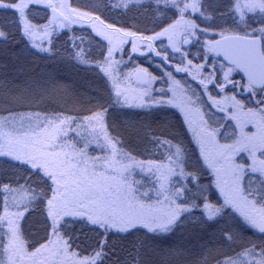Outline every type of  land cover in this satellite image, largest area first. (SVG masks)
<instances>
[{"label": "snow or ice", "instance_id": "obj_1", "mask_svg": "<svg viewBox=\"0 0 264 264\" xmlns=\"http://www.w3.org/2000/svg\"><path fill=\"white\" fill-rule=\"evenodd\" d=\"M139 2V0H137ZM161 0H156L159 4ZM183 3L181 7L180 4ZM44 0H0V10H12L14 13V23L21 30V37L30 43V46L39 52H49L50 48L44 47L45 42L53 45L52 35L54 29L50 30V26L58 24L60 28L68 25L64 21H68L67 16H63L62 21H58L56 17L58 7L66 5H57L52 0H47L45 7L52 11V19L47 24L37 25L28 19L26 10L30 5H39ZM165 5H170L178 12L180 19L175 23L157 33L155 36L139 37V39L151 41L159 39V37L169 34V32L183 22L187 36L195 37L197 32L207 33L213 26L218 14L221 18L226 13L220 12L219 7L215 5V0H163ZM126 6V5H125ZM198 13L205 21L209 23L201 28L192 20H185L184 16L188 10ZM75 12V10L70 9ZM259 10L264 13V0H231L229 11L239 14V20L234 23L239 25L245 22V13H255ZM80 17H88V13H76ZM100 20L99 16L94 17ZM103 24V21H100ZM264 24V21H261ZM111 29L113 34L121 33V29L114 28L112 25H105ZM98 35L104 36L111 44V37L104 33L98 32ZM123 36L135 37L133 32H123ZM221 40L208 44V51L215 52L220 55L223 52V59L227 61V71L223 73V78L215 77L212 74L205 79L208 83H212L214 87L219 88L221 92L228 85H232L234 90L237 84L229 78L230 73L235 69L242 70L247 76V84L239 85L243 92L247 89L248 95L244 97L252 107H248L245 115L252 118L248 122H255L259 131L258 133L247 134L240 126V136L234 139L233 144L219 145V150L212 155L205 148V141L199 135L196 136V142L200 146V156L203 165L210 170L214 177L215 187L219 189L222 200L213 203L208 195V188L200 183V175L197 171H188L183 167V150L176 146L175 157L172 161L173 167H168L166 174L162 173L157 189L156 205L145 203L143 197L151 199L148 193L137 196L131 185L127 186V190L120 195H113L112 181L117 180V176L123 179V173L127 171L128 165L124 159H131L127 154H121L117 148L119 141L108 139L107 146L110 147V155L97 157L92 161L93 170L89 173L87 160L83 150H77L74 145L66 142L68 137L67 127H70L75 121L68 117L52 116L44 117L42 120L37 114L36 120L39 123L33 126L29 124L20 128H12L11 131H5V125L17 120L16 114L8 110V115L0 118V159H4L5 163H10L13 167L28 166L27 170L32 172L39 180L47 186L51 196L41 189L29 186V191L33 193L32 200L37 203H44L45 222L49 233L45 241L35 247L33 251H28L25 241L21 239L19 234V225L12 219L8 218L9 213L5 208L4 216H0V222L7 219L11 238L5 249L10 252L8 264H17V257L22 261L25 257L31 260L32 264H49L51 258L59 259L56 264H102L103 257L106 255L105 249L114 248L113 237L120 240L126 239L134 232L145 230L144 235L148 240L154 241L155 245L149 244L147 241H140L138 245H134L137 249V255L144 250L143 261H137V264H175L177 258L183 253V249L171 243V237L178 231L185 228V221L190 222L193 226L214 227L221 224L225 217L229 216V210L239 212L244 221L252 228L257 229L264 234V26L253 28L244 35L228 34V29H221L219 32ZM9 34L0 26V41H7ZM171 39V37H169ZM190 41L185 38L184 43ZM175 47V46H174ZM149 48L151 45L149 44ZM180 51L179 48H175ZM133 51H137L133 45ZM114 49L108 47L107 57L103 62L97 64V67L111 76L108 68L104 64L108 63L113 56ZM80 53H77L79 57ZM157 56L161 54L156 53ZM167 60V56L162 57ZM191 65V61L188 62ZM110 66V65H109ZM198 71L204 69L205 65L196 66ZM178 72H187L188 68H177ZM152 79H155L154 77ZM205 79H201L200 83L207 89ZM122 93L116 89V97L119 98ZM147 95V93H145ZM231 100L236 112H243L245 104L236 96L225 97ZM120 103L119 99L115 101ZM9 103H12L10 100ZM124 103L127 104V97ZM158 105L172 104V100L155 101ZM220 111H225L215 102ZM129 107L146 108L149 105L140 103L138 105H128ZM179 107V105H175ZM183 111V108H181ZM103 113H95L88 117L89 121H100ZM23 120V117H20ZM31 117H29V120ZM229 120H239L236 114L228 117ZM189 127L191 123L189 122ZM203 130V129H202ZM216 130L208 132V135L215 140ZM157 144H168L169 141L154 138ZM247 152L252 158V165L249 171L256 174L251 177L250 184L253 181H259L260 188L256 190L255 195L249 191L245 195L239 191L237 187H227V181L223 179L226 173L235 175L244 169L237 165L233 157L240 153ZM259 153V158L257 157ZM171 159V158H170ZM157 168L167 167L165 165H155ZM179 168V171H177ZM171 177H178L172 182ZM235 184V181H234ZM23 187V186H21ZM39 188V185H37ZM4 192L15 191L9 185H3ZM163 197L160 200L159 197ZM248 196H254L249 199ZM259 196V200L255 199ZM257 203L260 204L257 207ZM167 204L166 208L157 205ZM25 210H28L27 206ZM17 217L23 216V212L16 213ZM226 223V221H225ZM79 232L88 240V232L95 236L96 247L93 248L92 254L81 257L80 254L70 249L72 243L70 241H78L80 235H73ZM221 236L226 243L234 242L236 236L228 227L220 229ZM151 234V235H149ZM256 245L251 248H245L238 256L250 255L253 253ZM48 253V256H44ZM261 259L256 264H264V245L261 246ZM159 257V260L156 258ZM0 264H3L0 261ZM206 264V262H205ZM217 264H243L238 262L231 256H225L223 260H217ZM251 264V262H249Z\"/></svg>", "mask_w": 264, "mask_h": 264}, {"label": "trees", "instance_id": "obj_2", "mask_svg": "<svg viewBox=\"0 0 264 264\" xmlns=\"http://www.w3.org/2000/svg\"><path fill=\"white\" fill-rule=\"evenodd\" d=\"M66 1L73 8L99 16L100 21L106 25L134 32L139 36L158 33L180 19L177 10L165 5L163 0L159 4L156 0H135L132 3H126L125 0ZM230 4L231 0H215L219 11L226 15L221 18L214 14V26L207 33L198 35L199 31L197 32L199 39L195 48H201L199 58H203L202 41H216L220 38L221 29H228V34L244 35L253 28L264 26L261 23L264 19L249 14L245 16L246 23L235 24L234 20H239V14L229 11ZM180 6H183L182 2ZM26 13L28 19L37 25L47 24L51 18L49 11L41 5H30ZM187 16L201 28L209 23L198 13L187 12ZM14 19L12 10H0V26L9 34L7 41H0V117L7 116L8 110H11L16 116L38 114L43 117H68L75 121V126L95 113H103L110 137L119 141L117 147L122 153L133 158V164L125 177L138 196L143 189L151 188L155 191L159 188L161 174H166L168 167L174 166L172 161L176 160L174 154L176 146H179L183 150V167L188 171L198 172L200 183L208 188L209 199L213 203L223 199L219 189L215 187L214 177L203 165L200 147L194 142L176 110L158 104L139 108L129 107L128 103H124V88L128 84H136L130 80L134 68L145 66L154 74L158 72L157 69L143 59L130 57L126 49L117 56L116 71L109 76L103 68L97 67L98 63L105 60L107 46L86 27L57 29L51 25L50 30L54 29L53 45L45 42L44 47L50 48V51L39 52L21 37V30ZM77 53H80L79 57ZM188 56L191 60L200 62L199 58ZM155 61L153 63L163 64L161 58ZM117 88L122 93L119 98L116 97ZM117 99L120 103L115 102ZM10 100L12 103H9ZM154 138L169 143L157 144ZM155 165L167 167L157 168ZM27 168L28 166L13 167L0 159V189L7 184L15 191H26L33 195L28 190L31 186L37 192L43 189L47 197H50L51 192L47 186ZM252 176L254 174L248 173L243 181L245 195L249 191L255 195L260 188L258 180L250 184ZM176 179L178 177H171L172 182ZM248 198L251 200L254 196ZM255 199L258 201L259 196H255ZM6 205L5 193L0 190V216H4ZM26 206L28 210H25ZM26 206L22 211L23 216L18 218L19 234L28 250L33 251L45 241L50 231L46 227L44 215L46 199L44 203L32 200ZM6 224L5 221L0 222V241L3 242L7 232ZM185 225V228L171 237V243L183 249L175 264H217V260H223L225 256H231L243 264H256L261 259L264 234L251 228L233 210H229V216L214 227L193 226L188 221H185ZM222 227L232 230L237 237L234 242L226 243L223 240L220 233ZM144 232L143 229L134 232L123 240L113 237L114 248L105 249L102 264H137L138 260L142 262L144 250L138 256L134 245H138L140 241L155 245ZM73 235L80 234L77 232ZM87 235L89 239L86 241L82 235L78 241H70L71 249L81 257L92 254L96 247L94 234L88 232ZM253 244L256 248L252 254L237 255ZM156 259L159 260V257Z\"/></svg>", "mask_w": 264, "mask_h": 264}, {"label": "rangeland", "instance_id": "obj_3", "mask_svg": "<svg viewBox=\"0 0 264 264\" xmlns=\"http://www.w3.org/2000/svg\"><path fill=\"white\" fill-rule=\"evenodd\" d=\"M134 1L135 0H125L126 3H132ZM52 2L56 3L57 5L67 4L66 0H52ZM189 2H191V0H189ZM46 3L47 0H44V3L39 5L43 6L49 11L51 16L50 19H52V11L50 8L45 7ZM70 9L75 10V12L71 11ZM57 12L60 14L63 13V16H67L69 18L68 21H64V23L68 26L65 28H60L58 24H53V27L57 29L86 27L90 29L94 35L105 42L107 49L108 47H112L114 49L111 60L105 64V67L108 68V72L111 74L116 71L117 56L126 51V49L130 57L143 59L145 62L151 64L154 69H157L158 72L154 74L150 68L145 66H137L134 68L130 80L135 82L134 74L138 70L147 71L150 79L146 84H139L137 82L135 85L128 84V86L124 88V99L127 97L128 104L131 105L144 103L149 106L156 104L155 101L172 100V104H164V106H168L176 110L181 115L188 132L193 137L196 144V136L193 130H195V133H199V135L205 141L206 150H208L212 155H215L216 151L219 150V145L234 143V139L240 136V126H243V131L247 134L258 133L259 129L256 123H249L248 121L252 118L245 115L247 108L252 106L246 99H244V97L248 95L247 89L245 88V90L242 92L241 88L239 87V85L246 86L247 84V81L241 77L240 73L236 69L230 73L229 78L237 84V87L233 90L232 85H228L223 92H221L219 88L214 87L212 83H208L207 79H205L209 76V74L222 79L223 73L227 71V67H222V65L226 64L222 63L215 57V52L208 51V44L214 43V40L202 41L201 47L203 50V58H199L201 48H197V52L195 47L199 39L197 36L202 32H198V35L195 37L187 36L183 22H181V24L177 25V27L171 30L169 34L161 36L159 39L146 41L139 39V37L155 36L157 33L149 36H139L135 33V37L122 35L123 32L129 31H121V33L113 34L111 29L105 27L106 24H101L100 20H95V16L89 12L73 8L70 5L58 7ZM83 12L88 13L93 19H89L88 17H80L76 14ZM188 12L191 13L192 10L189 9ZM248 14L253 15L256 18L264 19V13H261L259 10H257L255 13L246 12L245 16ZM184 19L191 20L188 18L187 13H185ZM57 20L62 21L63 18ZM98 32H104L108 34L111 37V44H109V41L106 40L104 36L98 35ZM169 37H171V39H169ZM185 38H187L190 42L184 43ZM149 44L151 45V48H149ZM133 45H135L137 48V51L135 52L133 51ZM175 48H179L180 51H176ZM157 52H159L161 55L157 56ZM188 55H192L191 57H193V59L199 58L200 62L191 60ZM164 56H167L166 61L162 59ZM158 58L162 59V65L153 63L156 62L155 60ZM189 61L192 62L191 65H189ZM201 64L205 65V67L203 70L198 71L196 66ZM185 67L188 68L187 72L176 71L177 68ZM153 77L155 79H152ZM201 79H205L207 89H205L204 85L200 83ZM145 93H147V95H145ZM233 95L236 96V99L241 100V102L245 104V110L243 112L237 113L233 102L231 100L225 99V97H232ZM215 102H218L220 107H223L225 111H220V108L216 106ZM175 105H179V107ZM181 108H183V111H181ZM232 114L237 115L240 122L239 125L237 124V120L228 119V117ZM36 116L37 114L17 116V120L11 122L10 124H6L4 130L11 131L13 127L19 129L21 124H23L24 127H27L29 124L35 126V124L40 122L36 120ZM39 116L41 120L44 118L41 115ZM20 117H23V120H21ZM29 117H31L30 120ZM189 122L191 123V127H189ZM212 130H216L217 133L214 141L213 137L208 135V132ZM67 131L68 137L66 138V142L70 145H74L77 150H83L85 159L87 160L89 173H91L93 170L92 161L95 158L110 155L111 149L107 146V142L108 139L112 138L110 137L107 130L105 117L103 115L100 121H89L86 119L84 122L76 123L75 126L72 124L70 127H67ZM0 142L3 141L0 140ZM197 145L199 146V144ZM121 154L124 153L121 152ZM257 157L259 158V153H257ZM233 159L237 165H240L244 169V171L238 172L235 175L230 172L226 173L223 175V179L227 181V187L235 186L239 191L244 193L243 181L245 176L248 173L253 174L249 171V167L252 165V158L247 152H240L236 154ZM132 160L133 158L131 157V159H124L123 161L128 165V169L131 167L130 165L133 164ZM128 169L123 173L124 177L127 174ZM111 183L114 196L125 192L127 190V186L129 185L127 179H123L121 176H117V180L112 181ZM4 193L7 204V212L9 213L8 218L12 219L18 224L19 217H17L16 213L22 212L23 208L32 202V195L26 191L19 190ZM143 193H148L151 197V199H148V197H143L145 203L156 205L158 199L157 190L154 191L151 190V188H146L142 190L141 194ZM159 199L163 200V197L161 196ZM157 206L166 208L167 204ZM259 206L260 204H257V207ZM237 213L239 214V212ZM4 221L7 223V219ZM6 226L7 232L5 241H0V261H2L3 264H8L10 255V252L5 250L11 238L8 223ZM70 251H72V249H70ZM43 255L48 256L49 254L44 253ZM59 259H62V257L51 258L49 264H56ZM17 264H32V262L27 257H25L22 261L17 257Z\"/></svg>", "mask_w": 264, "mask_h": 264}, {"label": "water", "instance_id": "obj_4", "mask_svg": "<svg viewBox=\"0 0 264 264\" xmlns=\"http://www.w3.org/2000/svg\"><path fill=\"white\" fill-rule=\"evenodd\" d=\"M52 16H53V14H52ZM56 17H57V19L63 18V16L59 12L56 13ZM238 35H242V34H238ZM218 40H221V37ZM215 57L219 61H221L222 63L227 65L228 62L223 59V52L222 51H221L220 55H217L215 53ZM236 70L240 73L241 77L247 81V76L245 75V73L240 69H236ZM149 79H150V76H149L148 72L145 70H138L134 74V80L139 84H146L149 82Z\"/></svg>", "mask_w": 264, "mask_h": 264}, {"label": "bare ground", "instance_id": "obj_5", "mask_svg": "<svg viewBox=\"0 0 264 264\" xmlns=\"http://www.w3.org/2000/svg\"><path fill=\"white\" fill-rule=\"evenodd\" d=\"M67 5V4H66ZM68 6V5H67Z\"/></svg>", "mask_w": 264, "mask_h": 264}]
</instances>
